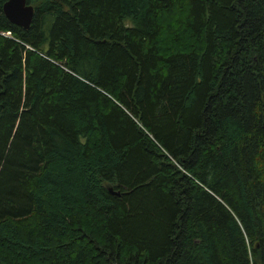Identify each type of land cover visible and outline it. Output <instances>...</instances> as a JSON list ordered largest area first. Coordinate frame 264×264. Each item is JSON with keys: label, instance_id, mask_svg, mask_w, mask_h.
I'll list each match as a JSON object with an SVG mask.
<instances>
[{"label": "trees", "instance_id": "obj_1", "mask_svg": "<svg viewBox=\"0 0 264 264\" xmlns=\"http://www.w3.org/2000/svg\"><path fill=\"white\" fill-rule=\"evenodd\" d=\"M5 1L0 264H264V0Z\"/></svg>", "mask_w": 264, "mask_h": 264}, {"label": "water", "instance_id": "obj_2", "mask_svg": "<svg viewBox=\"0 0 264 264\" xmlns=\"http://www.w3.org/2000/svg\"><path fill=\"white\" fill-rule=\"evenodd\" d=\"M2 14L5 19L12 25L27 29L33 14V8L26 3V0H6L2 5ZM108 192L117 196L118 193L112 192L108 188Z\"/></svg>", "mask_w": 264, "mask_h": 264}, {"label": "rangeland", "instance_id": "obj_3", "mask_svg": "<svg viewBox=\"0 0 264 264\" xmlns=\"http://www.w3.org/2000/svg\"><path fill=\"white\" fill-rule=\"evenodd\" d=\"M167 20L168 19H166V18L161 19L162 24H165ZM5 36H8V33H6Z\"/></svg>", "mask_w": 264, "mask_h": 264}]
</instances>
